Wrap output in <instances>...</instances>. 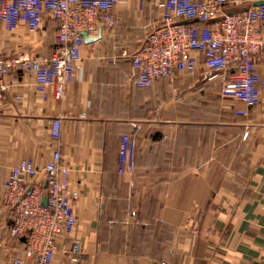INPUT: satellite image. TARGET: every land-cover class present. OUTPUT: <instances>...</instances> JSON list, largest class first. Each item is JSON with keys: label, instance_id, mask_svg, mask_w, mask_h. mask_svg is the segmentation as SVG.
<instances>
[{"label": "crops", "instance_id": "0c3cea01", "mask_svg": "<svg viewBox=\"0 0 264 264\" xmlns=\"http://www.w3.org/2000/svg\"><path fill=\"white\" fill-rule=\"evenodd\" d=\"M256 1L228 0L227 9ZM113 16L102 38L86 43L61 100L43 98L32 72L6 77L0 177L24 159L42 169L58 148L78 193L77 226L58 236L50 264H264V88L259 103L248 105L225 94L228 73L208 71L202 59L194 71L141 88L138 68L122 52L142 44L160 11L153 0H128ZM56 34L50 18L36 31L0 23V51L47 59ZM257 62L264 77V55ZM124 135L135 142L134 168L121 173ZM29 182L45 185L41 172ZM13 225L0 194V264L24 254Z\"/></svg>", "mask_w": 264, "mask_h": 264}, {"label": "built area", "instance_id": "2783aa9c", "mask_svg": "<svg viewBox=\"0 0 264 264\" xmlns=\"http://www.w3.org/2000/svg\"><path fill=\"white\" fill-rule=\"evenodd\" d=\"M126 1L0 0V23L9 30L24 23L36 31L47 18L57 24V45L47 59L29 52L8 57L0 51V105L9 90L6 77L13 69L32 72L43 98L61 100L83 58L87 43L84 33L95 37L100 30L113 26L116 22L113 10ZM144 1L138 0L140 6ZM153 3L160 11L159 23L138 48L122 52L138 68L137 86L150 87L176 71H194L202 59L208 71L228 73L225 94L248 105L259 103L264 88L257 62L264 55V5L227 13L228 0H153ZM185 19L197 21L187 23ZM61 123L60 117L52 120L51 136L55 141L61 138ZM134 150L135 142L124 135L119 172L134 168ZM70 171L57 148L42 169L32 159H24L5 179L0 177L4 205L14 214L12 232L24 241V254L16 257L14 264H50L60 250L58 236L75 230L78 216L73 201L78 193L70 189ZM39 172L45 185L35 183L30 187L29 179ZM72 249L79 252L78 241L73 242ZM78 262L79 258L74 256L72 263Z\"/></svg>", "mask_w": 264, "mask_h": 264}, {"label": "water", "instance_id": "95a60500", "mask_svg": "<svg viewBox=\"0 0 264 264\" xmlns=\"http://www.w3.org/2000/svg\"><path fill=\"white\" fill-rule=\"evenodd\" d=\"M260 5H264V0H258L253 5H245V6H242V7L229 8V9H227V13L242 12V11L248 10L251 6H260ZM195 21H197V19H185V22H187V23H192V22H195ZM84 36L86 38V42L87 43L93 42V41H96V40L102 38L103 31L100 30L99 34L97 36H95V37L89 36L86 32L84 33ZM47 200H48L47 197H45L44 200H43L45 204L47 203Z\"/></svg>", "mask_w": 264, "mask_h": 264}, {"label": "trees", "instance_id": "16d2710c", "mask_svg": "<svg viewBox=\"0 0 264 264\" xmlns=\"http://www.w3.org/2000/svg\"><path fill=\"white\" fill-rule=\"evenodd\" d=\"M236 70H232L231 72H235Z\"/></svg>", "mask_w": 264, "mask_h": 264}]
</instances>
